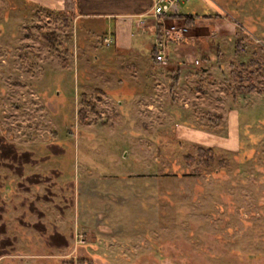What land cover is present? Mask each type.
I'll list each match as a JSON object with an SVG mask.
<instances>
[{"label": "rangeland", "instance_id": "obj_1", "mask_svg": "<svg viewBox=\"0 0 264 264\" xmlns=\"http://www.w3.org/2000/svg\"><path fill=\"white\" fill-rule=\"evenodd\" d=\"M204 1L159 79L79 0H0V264H264V0Z\"/></svg>", "mask_w": 264, "mask_h": 264}, {"label": "crops", "instance_id": "obj_2", "mask_svg": "<svg viewBox=\"0 0 264 264\" xmlns=\"http://www.w3.org/2000/svg\"><path fill=\"white\" fill-rule=\"evenodd\" d=\"M186 1L184 0L182 4L186 3ZM204 2L206 3L207 1L205 0ZM151 4H152V0H79L78 3L79 10L76 14L73 12V16H74L73 19L76 21L79 19V16L81 15H85L91 18H96L95 19L96 22H93V24L98 23V26H100L99 28L102 32V41L106 37L111 38L110 45L112 44L114 46L113 51L117 53H119L120 51H124L125 49H129L131 51L132 61L146 64L148 67L151 68L150 71L152 72L155 71V73L159 76V79H160V75L157 73V70H160V68L163 69L167 65L170 66L175 65V69L177 71L188 70L189 68H191V66L188 64L186 65V63L177 64V63L166 62V60L169 59L167 56L164 62L156 61L155 63L153 62L149 63L146 62L143 58H141V56L138 54L139 51L138 48L136 47L142 44H146V46L148 45L152 52L155 41L163 38L162 35H163L164 27L167 26L168 22L170 23L173 22L171 17L165 18L163 21L164 24L161 23V28L158 30L156 23L157 20L153 19L149 13ZM206 5H209L208 7L213 8V3H211L210 1H208ZM74 7H75L74 0H66V5L64 10H61L59 12L65 13V15H67L72 13ZM203 10L206 11L205 9ZM204 11L202 14L212 15V11L215 10L212 9V11H206L207 13ZM178 14L192 15L190 12H184L181 6ZM107 19H110L111 23L109 26L105 27L104 20ZM112 22H113V26L111 25ZM195 22L196 24L194 25V27H191L194 29L193 31L194 33L199 29H205L207 33H209L210 31L214 32L217 29L216 26L211 24L209 25V23H206L205 20L199 19ZM93 28H95V26ZM188 28L190 27L188 26ZM84 31H86L87 34L93 33L91 27H86V30ZM194 36L195 35L192 34L190 37L193 39ZM200 36H198L197 40H194V42L195 41L200 42V45L201 47H203L205 53L204 56L205 58H208L210 51L208 49L210 46H206V40H205L206 37L204 35H202L201 37ZM191 38H187V39H191ZM149 39L150 41H148ZM171 45L173 47L175 58L179 57L182 58L183 60L188 59V56L186 57V55L181 54V52L178 51L179 47L181 46L187 47L188 46L187 44L181 43V40L180 41L174 40L172 41ZM197 53H201L202 55L203 52L197 51ZM192 55H194L193 62L199 59V57L196 54L192 53ZM175 58H170V59L175 60ZM202 69H206V68H202ZM159 79L155 81H159ZM160 86L161 85L159 81L153 87L154 88L153 91L155 94L160 93V89H161ZM77 207H78V203H77ZM73 209H75L74 206ZM75 228L77 227L75 226ZM43 256H47V255H43Z\"/></svg>", "mask_w": 264, "mask_h": 264}, {"label": "built area", "instance_id": "obj_3", "mask_svg": "<svg viewBox=\"0 0 264 264\" xmlns=\"http://www.w3.org/2000/svg\"><path fill=\"white\" fill-rule=\"evenodd\" d=\"M184 0H152L151 8L149 10L150 15L153 19L157 20L158 24L163 23L165 18L172 17L177 15L181 4ZM164 24V23H163ZM188 31L186 26L177 27L176 23L171 22L169 25L164 27L163 37L165 41L162 39L155 41L153 45V54L155 55V60L157 62H164L166 60V41L171 40H182L184 34ZM103 42L106 46L110 45L111 38L106 37L103 39ZM195 64H198V60L194 61ZM77 232V231H76ZM85 241L82 238V234L75 233V246L73 249L79 245L84 244Z\"/></svg>", "mask_w": 264, "mask_h": 264}, {"label": "trees", "instance_id": "obj_4", "mask_svg": "<svg viewBox=\"0 0 264 264\" xmlns=\"http://www.w3.org/2000/svg\"><path fill=\"white\" fill-rule=\"evenodd\" d=\"M208 17H211V15H206ZM173 22H179L182 24H186L189 27H194V25L196 24L195 21L198 20V17H194L192 15H188V14H178V15H174L171 17ZM161 28V23L159 22L157 24V29L159 30ZM240 48V40L236 41V44L234 46V50L237 53L239 51ZM153 54V50L151 52ZM156 61V60H155ZM233 77L236 78V80L242 81L243 78L239 75V74H234V72H231ZM248 84L247 85H243L242 83H240L237 86V90L239 93H250L253 92L255 90V86L252 82V80L250 78L246 79ZM82 119H83V114L81 115ZM196 154L197 156L203 161V164L205 166H210L214 160V152L210 147H199L196 150ZM189 161H191V156L186 155L185 156Z\"/></svg>", "mask_w": 264, "mask_h": 264}, {"label": "flooded vegetation", "instance_id": "obj_5", "mask_svg": "<svg viewBox=\"0 0 264 264\" xmlns=\"http://www.w3.org/2000/svg\"><path fill=\"white\" fill-rule=\"evenodd\" d=\"M79 247H81V246H79Z\"/></svg>", "mask_w": 264, "mask_h": 264}]
</instances>
